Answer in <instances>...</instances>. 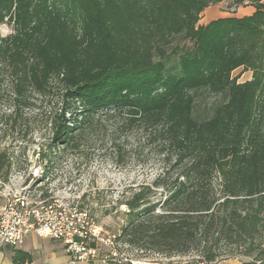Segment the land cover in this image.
Returning a JSON list of instances; mask_svg holds the SVG:
<instances>
[{
  "label": "trees",
  "instance_id": "obj_1",
  "mask_svg": "<svg viewBox=\"0 0 264 264\" xmlns=\"http://www.w3.org/2000/svg\"><path fill=\"white\" fill-rule=\"evenodd\" d=\"M215 2L53 0L33 18L28 0H0V27H14L6 37L0 31V75L15 114L57 92L53 148L79 150L107 117L120 121L118 132L139 129L160 144L179 171L155 183L165 199L143 188L120 203L125 221L115 242L136 252L126 264L192 253L199 264H264V12L198 27ZM241 68L255 77L239 83L233 73ZM202 93L224 99L206 118L195 114ZM41 156L48 168L52 159ZM13 252V264H32L29 253Z\"/></svg>",
  "mask_w": 264,
  "mask_h": 264
},
{
  "label": "rangeland",
  "instance_id": "obj_2",
  "mask_svg": "<svg viewBox=\"0 0 264 264\" xmlns=\"http://www.w3.org/2000/svg\"><path fill=\"white\" fill-rule=\"evenodd\" d=\"M28 1L33 18L53 3V0ZM55 1L61 4V0ZM260 8L264 12V0H216L201 14L198 27L205 28L220 19H250ZM0 31L6 37L13 34L14 27L6 23ZM191 48L192 43L184 44L185 50ZM178 61V57L173 58L169 66ZM233 77L244 83L252 80L255 72L241 68ZM223 100L221 95L202 93L197 97L195 114L206 118L212 106ZM59 110L60 96L55 92L49 98L33 97L30 106L15 114L8 80L0 75V154L6 155L3 172L10 169L8 182H0V208L6 202L8 187L24 199H46L48 204L57 201L65 221L75 218L84 227L82 246L86 250L92 244L96 246V257L85 262L126 264L123 258L136 252L115 242L125 221L126 207L120 203L143 188L149 199H165L164 190L157 189L155 183L159 179L171 182L179 171L171 170L160 144L149 142L139 129L118 132L120 121L107 117H103L101 128L87 137L79 150L64 153L53 148L51 122ZM42 153L53 161L48 168ZM37 167L44 169L42 176H33ZM220 182L217 177L214 183L218 186ZM198 260L193 253L175 258L148 255L142 264H199ZM245 261L244 258L219 260L214 264Z\"/></svg>",
  "mask_w": 264,
  "mask_h": 264
},
{
  "label": "built area",
  "instance_id": "obj_3",
  "mask_svg": "<svg viewBox=\"0 0 264 264\" xmlns=\"http://www.w3.org/2000/svg\"><path fill=\"white\" fill-rule=\"evenodd\" d=\"M43 174L42 167H37L33 172V176ZM8 188L6 202L0 208V251L4 248L19 249L33 233L40 238L64 243L75 262L96 257V249L86 250L82 246L84 242L76 240L83 239L84 227L79 226L75 218L65 221L57 201L48 204L46 199H24L14 195L11 187Z\"/></svg>",
  "mask_w": 264,
  "mask_h": 264
},
{
  "label": "crops",
  "instance_id": "obj_4",
  "mask_svg": "<svg viewBox=\"0 0 264 264\" xmlns=\"http://www.w3.org/2000/svg\"><path fill=\"white\" fill-rule=\"evenodd\" d=\"M20 250L32 256V264H92L73 260L66 246L60 241L44 239L30 234ZM14 249L4 248L0 251V264H13Z\"/></svg>",
  "mask_w": 264,
  "mask_h": 264
}]
</instances>
